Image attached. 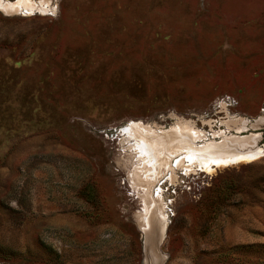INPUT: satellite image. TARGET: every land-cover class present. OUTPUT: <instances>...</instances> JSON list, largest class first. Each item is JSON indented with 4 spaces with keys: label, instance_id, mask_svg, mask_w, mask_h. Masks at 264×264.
<instances>
[{
    "label": "rangeland",
    "instance_id": "obj_1",
    "mask_svg": "<svg viewBox=\"0 0 264 264\" xmlns=\"http://www.w3.org/2000/svg\"><path fill=\"white\" fill-rule=\"evenodd\" d=\"M43 4L0 9V264H264V0Z\"/></svg>",
    "mask_w": 264,
    "mask_h": 264
},
{
    "label": "bare ground",
    "instance_id": "obj_2",
    "mask_svg": "<svg viewBox=\"0 0 264 264\" xmlns=\"http://www.w3.org/2000/svg\"><path fill=\"white\" fill-rule=\"evenodd\" d=\"M43 1L44 0H17L16 2H12V1H8V0H0V9L5 11V12H20L22 9H23V6L25 8L28 9V11H34V9L38 8V9H44V10H47L46 7L44 6L43 4ZM55 1V0H54ZM51 2V1H50ZM43 10V11H44ZM129 128V127H128ZM130 129V128H129ZM128 131V130H127ZM168 132V131H167ZM180 133L181 135L182 132L179 130L177 132V134ZM178 134V136L180 135ZM188 134V133H187ZM170 136L172 137H175L177 139V135L175 132H170L169 133ZM167 136V135H165ZM188 136V135H187ZM253 137L252 138H258V136L256 135H252ZM252 138H245V139H239L237 140L236 142H229L230 146L231 147H236V149H232L234 153L236 154H232L229 158V163L232 162V163H236V162H239V161H252L254 160L255 158H257L259 155H261L263 152H264V148L262 147H259L257 146V143L252 141L253 139ZM169 139V138H167ZM152 140V139H151ZM174 140V139H173ZM194 140V139H193ZM153 141V140H152ZM179 141V139L177 140ZM238 141H241L244 143V145H240V144H237ZM143 142V141H142ZM180 143H182L183 145L182 146H188V147H191V146H195L192 141H189L188 139H184L183 141L180 140L179 141ZM149 143V142H148ZM154 143V142H153ZM177 143V142H176ZM237 144V145H236ZM147 146V145H146ZM139 147V146H138ZM154 147V145H153ZM214 147H218V146H214ZM220 148V147H218ZM146 149V148H145ZM191 148H188V151L190 150ZM147 151V150H146ZM211 151H214L211 149ZM149 152V151H147ZM146 152V154H147ZM241 152V153H240ZM142 156V155H141ZM147 156V155H146ZM145 156V157H146ZM151 157V156H150ZM223 158V157H221ZM145 159V158H144ZM151 163V162H150ZM222 164V163H221ZM163 222V221H162ZM162 224V223H161ZM162 227V226H161Z\"/></svg>",
    "mask_w": 264,
    "mask_h": 264
},
{
    "label": "water",
    "instance_id": "obj_3",
    "mask_svg": "<svg viewBox=\"0 0 264 264\" xmlns=\"http://www.w3.org/2000/svg\"><path fill=\"white\" fill-rule=\"evenodd\" d=\"M148 235H146V241H147ZM160 238L158 239V244L156 245L157 251H158V246H159Z\"/></svg>",
    "mask_w": 264,
    "mask_h": 264
}]
</instances>
